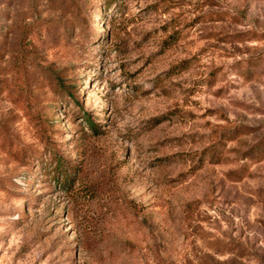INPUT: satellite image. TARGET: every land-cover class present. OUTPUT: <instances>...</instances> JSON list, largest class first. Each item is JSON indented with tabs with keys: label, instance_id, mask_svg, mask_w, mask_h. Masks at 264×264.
Returning a JSON list of instances; mask_svg holds the SVG:
<instances>
[{
	"label": "rangeland",
	"instance_id": "rangeland-1",
	"mask_svg": "<svg viewBox=\"0 0 264 264\" xmlns=\"http://www.w3.org/2000/svg\"><path fill=\"white\" fill-rule=\"evenodd\" d=\"M0 264H264V0H0Z\"/></svg>",
	"mask_w": 264,
	"mask_h": 264
}]
</instances>
